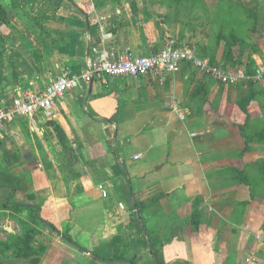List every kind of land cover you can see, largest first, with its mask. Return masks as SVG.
I'll return each mask as SVG.
<instances>
[{"label":"crops","instance_id":"crops-1","mask_svg":"<svg viewBox=\"0 0 264 264\" xmlns=\"http://www.w3.org/2000/svg\"><path fill=\"white\" fill-rule=\"evenodd\" d=\"M1 2L10 25L0 23V66L7 79L0 107L64 71L82 72L93 43L144 54L156 40L155 31L141 33L139 26L115 28L127 23L134 1ZM185 65L162 80L114 78L115 90L94 80L91 92L83 84L56 101L49 117L38 113L3 124L0 184L13 186L17 203H40V218L51 227L35 241L46 237L47 249L37 264H107L119 250L125 264H157L149 237L156 239L163 264H264L255 255H264V204L258 196L248 200L249 188H259L247 176L257 175L248 158L263 157L264 144L246 143L239 126L264 80L256 86L225 85ZM127 82L136 85L126 90ZM50 121L69 140L77 136L83 144L84 131L73 132L68 122L76 121V128L98 126L104 141L112 135L111 151L104 148L96 156L105 179L93 178L81 162L79 169L57 162ZM222 129L230 132L227 137H220ZM231 170L242 172L239 182L227 173ZM0 195L3 199L2 189ZM240 206L245 207L242 216ZM7 215L0 219V240L20 231ZM64 230L83 250L62 237ZM0 260L31 264L8 255Z\"/></svg>","mask_w":264,"mask_h":264},{"label":"rangeland","instance_id":"rangeland-1","mask_svg":"<svg viewBox=\"0 0 264 264\" xmlns=\"http://www.w3.org/2000/svg\"><path fill=\"white\" fill-rule=\"evenodd\" d=\"M120 1L123 5L127 2L134 1V9L131 12H128L127 15L129 16V20H127V23L123 25L120 23L115 28L121 30L125 26L133 25L135 27L139 26V29L145 31V34L153 33V31H155L156 40L151 43L152 46L149 47V49L160 50L164 47L166 42L172 40L175 41L176 45L194 47L197 52L205 54L207 57L216 58V60L223 62L230 69H244L247 71L244 65L249 62L254 64V69L264 66V0ZM136 6L137 8H135ZM132 20H135V22H132ZM2 31H4V29ZM143 31L141 33H143ZM144 39L146 40V38ZM227 42L230 44L231 50L236 53V55H233L229 60L221 57L224 50H227ZM210 52L214 53L216 57L210 55ZM3 70L6 71V68L3 67ZM3 70L0 66V92L3 91L2 87H7V79L4 77L5 75L3 76ZM113 80L114 79L108 80V83L105 84L96 79L95 84L97 85L101 82L104 86H111V89L115 90L117 84H115ZM135 85V83L127 82L124 88L129 90L132 88L131 86ZM256 87L257 90L255 91V94L257 95L250 101L252 105L249 107L251 111L249 112L250 117L248 119L246 118L242 125L244 126V130L246 128V130L252 134V138L255 142H262L264 144V86L258 85ZM11 100L12 99H9V102ZM6 105L8 106V104ZM242 121L243 120H241V122ZM50 122H52V134L55 136L59 148L55 151V145L50 144L48 141L47 143L48 146H51L52 150L55 151L56 156H60L57 159V162H63V165L64 163L68 164L69 169L78 168L76 163L81 162L89 169L93 178L97 180L105 179V176L107 175H104L98 168H96V156L103 152L104 148L111 151L110 146L112 143V135H110L108 140L104 141L105 137H103L98 126H90L86 123H82L83 126L76 128L73 126L76 121L72 122L73 125L68 122L70 130L73 132H76L79 129L82 132L84 131L86 139L88 138V140L84 139L85 144H83V142H81L76 136L75 138L70 139L71 141L66 139L61 146L59 143V137L61 135H59V131L56 128H60L63 135H65V131L59 126V124H55L54 121ZM229 133L230 132L227 129H222V132H219L221 138L222 136L227 137ZM90 148L91 151L89 152L88 150H90ZM249 149L250 148L247 150ZM248 161H250L248 165L251 166L252 170H258L257 175H247L252 181L251 186L259 188L258 191H253L254 196H258L259 199L257 201L264 204V156L259 159L248 158ZM227 173L231 178L235 177L234 182H239L238 177H240V173L237 172V170L227 171ZM244 177L247 179L246 176ZM249 191L250 188L248 190V195L250 194ZM106 193L109 195V191ZM246 197L247 194L245 193L243 198ZM2 201L3 199L1 198L0 203ZM244 209L245 207L240 206L241 216L243 215ZM1 214L2 216H0V219L9 214V217L17 222L21 231L22 226L19 222V218H24L25 213H17L15 211L7 213L4 211V213ZM39 228L45 230L43 225H40ZM262 228L264 229V221L262 223ZM41 235H43V231H41L38 236ZM45 239L46 237H44V240ZM44 240L41 239L40 242L44 243ZM117 253L121 255L120 250ZM255 255L260 258V260L262 259L264 263V255L261 257V254L259 255L258 251H255ZM124 256L125 255H123V257ZM126 257L131 258L130 253H128V256ZM105 261L107 262V260ZM110 263L125 264L122 261L107 262V264ZM126 264H132V262Z\"/></svg>","mask_w":264,"mask_h":264},{"label":"built area","instance_id":"built-area-1","mask_svg":"<svg viewBox=\"0 0 264 264\" xmlns=\"http://www.w3.org/2000/svg\"><path fill=\"white\" fill-rule=\"evenodd\" d=\"M184 64L225 85L264 80V66L255 68L251 74L244 69H230L210 62L194 47L176 45L172 40L166 42L160 50L149 49L144 54H135L126 48L117 51L93 43L86 68L82 72L64 71L43 87L23 89L11 104L0 107V130L6 121L14 117L33 116L38 113L51 116L56 101L63 99L68 92L81 88L83 84L89 85L90 79H98L102 83L114 78L153 77L162 80L166 74L177 72ZM137 157L138 155L134 156Z\"/></svg>","mask_w":264,"mask_h":264},{"label":"trees","instance_id":"trees-1","mask_svg":"<svg viewBox=\"0 0 264 264\" xmlns=\"http://www.w3.org/2000/svg\"><path fill=\"white\" fill-rule=\"evenodd\" d=\"M0 23L3 25H10V20L8 18L7 10L4 4L0 0ZM233 39V38H232ZM238 39V38H237ZM237 43V41H236ZM225 46V45H224ZM227 50H224L223 55H221L222 58L229 60L233 57V55H236L231 50L230 44H226ZM32 55L35 57L36 60L39 59V56L33 48H29ZM224 49V47H223ZM202 57H207L205 54L199 53ZM210 55L215 56L214 53L210 52ZM216 57V56H215ZM210 62L217 63L223 67H227L223 62H219L214 57H207ZM186 67H189L188 65H185ZM247 69L248 73L254 72V64H251L250 62L244 65ZM185 68V67H184ZM248 83L251 86L255 85L254 81H248ZM254 97V96H253ZM250 104V103H249ZM248 107V106H247ZM247 107H244L245 112L247 113V119L250 117V113ZM241 133L245 137L246 143H248L252 138V134H250L246 128L244 130V126L241 125ZM59 132V143L62 144L68 140V138L63 135L62 130L60 128H56ZM247 131V132H246ZM242 173V172H240ZM75 174V172H74ZM245 176V175H244ZM246 179V178H245ZM244 179V180H245ZM0 189L4 192L3 201L0 203V211H6L9 209L10 211H15L17 213H25V217H20L19 222L21 223L22 229L17 234H9L5 240H0V259L2 257H5V255H8V257H13L17 259H28L30 260L31 264H37L39 261V257L45 252L47 249V245L39 242L38 244L35 243L37 236L41 233V229L39 228L40 225H43L44 227H50L45 221H43L40 218L39 215V208L40 203L37 205H31L27 203H17L13 201V186L12 185H5L0 184ZM254 190L250 189L249 191V201L254 199ZM29 199L34 198L33 194L28 195ZM264 203V201H263ZM139 209V207H137ZM3 212H0V216H2ZM193 225L195 228L198 226V220L195 219L193 222ZM51 228V227H50ZM62 237L68 241L69 243L77 246L79 250H83L76 241L72 238V236L68 233V230H64L62 232ZM149 241L152 245L153 253L156 255L158 261L160 264H163V260L158 252V249L156 247V239L149 237ZM115 253L111 258H109V261H122L123 254ZM95 255V254H94ZM0 264H4L2 260H0ZM132 264H135L134 261H132Z\"/></svg>","mask_w":264,"mask_h":264},{"label":"water","instance_id":"water-1","mask_svg":"<svg viewBox=\"0 0 264 264\" xmlns=\"http://www.w3.org/2000/svg\"><path fill=\"white\" fill-rule=\"evenodd\" d=\"M92 86H93V79H90V82H89V92H91ZM154 258H155L156 263L157 264H160L155 255H154Z\"/></svg>","mask_w":264,"mask_h":264}]
</instances>
